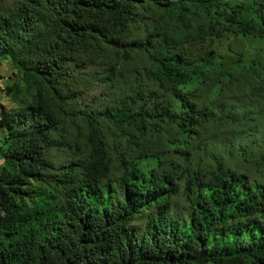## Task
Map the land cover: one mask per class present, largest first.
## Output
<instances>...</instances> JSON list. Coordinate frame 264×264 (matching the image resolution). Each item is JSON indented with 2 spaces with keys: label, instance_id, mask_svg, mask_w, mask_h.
Masks as SVG:
<instances>
[{
  "label": "trees",
  "instance_id": "1",
  "mask_svg": "<svg viewBox=\"0 0 264 264\" xmlns=\"http://www.w3.org/2000/svg\"><path fill=\"white\" fill-rule=\"evenodd\" d=\"M2 68L0 264H264V0H0Z\"/></svg>",
  "mask_w": 264,
  "mask_h": 264
},
{
  "label": "crops",
  "instance_id": "2",
  "mask_svg": "<svg viewBox=\"0 0 264 264\" xmlns=\"http://www.w3.org/2000/svg\"><path fill=\"white\" fill-rule=\"evenodd\" d=\"M2 69H3V68H2ZM4 71H5V69H3V71H1L2 73H0V74H3ZM1 86H2V83L0 82V87H1ZM1 103H3L4 105L10 106V103H8L6 99L3 100Z\"/></svg>",
  "mask_w": 264,
  "mask_h": 264
},
{
  "label": "rangeland",
  "instance_id": "3",
  "mask_svg": "<svg viewBox=\"0 0 264 264\" xmlns=\"http://www.w3.org/2000/svg\"><path fill=\"white\" fill-rule=\"evenodd\" d=\"M2 73V72H1ZM4 74V73H3Z\"/></svg>",
  "mask_w": 264,
  "mask_h": 264
}]
</instances>
